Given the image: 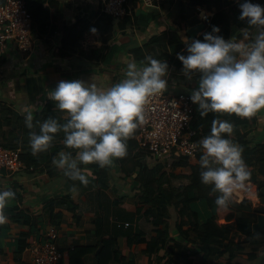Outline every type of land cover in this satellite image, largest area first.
Here are the masks:
<instances>
[{
	"label": "trees",
	"instance_id": "1",
	"mask_svg": "<svg viewBox=\"0 0 264 264\" xmlns=\"http://www.w3.org/2000/svg\"><path fill=\"white\" fill-rule=\"evenodd\" d=\"M3 1L0 0V2ZM221 1L223 0H185L172 19L175 29H165L153 35L143 47H133L132 53L137 59H143L145 62H147L145 57L148 55L166 60L169 70L172 66L183 67L177 53L184 52L186 54L187 44L182 38V32L188 36L189 41L193 39L186 32V28L188 19L195 14L194 8ZM42 2L44 0H27L35 27L36 25L42 26L40 23L44 18L43 12L49 14L48 10L40 6ZM254 2L264 5V0H254ZM226 3L225 8L215 11L213 16L206 20V28L195 38L203 39V33L211 31L213 25L219 26L220 32L218 34L223 35L225 39L230 38L233 25H237L250 33L259 28L248 25L246 19L239 18L240 0H226ZM138 6L139 0H129V16L120 19L117 28H125L127 20L133 21L135 19L136 15L133 11ZM58 8L59 5L57 4L52 10V16L57 21L53 26L55 30L61 26ZM93 27L96 29L95 32L102 35L104 44L95 49L81 50V52L88 59L102 62L109 54L110 40L116 29L112 15L100 12L95 20L79 19L67 34V38H73L75 45L83 32L92 31ZM54 104L55 101L48 99L41 109L33 114V129L26 127L24 114L10 105L0 104V144L11 148H20L21 156L27 166L34 167L33 170L28 171L36 172L50 168L48 174L53 175V172L56 171L53 157L58 152L61 150L72 151L75 154V149H69L64 145L62 131L55 134L47 151L36 155L31 151L29 133L33 130L39 131V125L36 124V121L53 117L64 122L68 118L62 110L55 108ZM214 116L233 123L231 139L242 147L243 158L251 172L247 182L256 184L259 189L263 188L264 141L253 140L249 137V133L255 130L259 123L257 114L251 117H242L234 113H209L207 116L201 117L197 104H195L191 125L196 131L194 138L198 142L202 137L209 134ZM137 134L138 127L127 140V155L116 159L119 164L120 177L123 179L132 178L137 184L135 211L153 225L154 233L147 234L140 228L136 230L129 228L127 230L129 244H143L142 254L156 264L162 262V264H205V261L212 255H219L221 258L230 260L239 254H247L249 259H254L256 254L251 251L256 250L259 245L264 243V235L255 234L249 228L253 214L251 212L252 201L245 198L238 202L232 198L227 207H218L215 204V199L219 193L213 191L211 185L201 181L199 159L202 150H199L194 161L188 156L172 153L159 162L150 164L148 152L139 148ZM80 167L90 169L97 178L99 185L109 186L113 171L111 166L101 168L96 163H89L81 164ZM179 168H186L188 172L179 175L176 172V169ZM66 178L76 185V180H72L68 176ZM177 178L181 180L179 184L175 183ZM171 207L175 211L174 220ZM44 209L54 213L53 224L58 226L64 215L63 210L72 211L76 215L78 204L70 195H62L47 201ZM4 211V213H8L10 222L21 225L36 223V217L21 210L18 205L6 206ZM220 219H225L227 223H220ZM233 219L235 220L231 221ZM9 224V222L0 224V232L9 227ZM94 224V234L98 240L97 245L73 246L68 249L67 258L63 256L60 264H66V261L67 264H88L86 257L89 255L95 257L96 262L94 264H136L133 255L123 254L115 236L105 228L102 215L94 220ZM248 245L252 248L248 249ZM260 264H264V258Z\"/></svg>",
	"mask_w": 264,
	"mask_h": 264
},
{
	"label": "crops",
	"instance_id": "2",
	"mask_svg": "<svg viewBox=\"0 0 264 264\" xmlns=\"http://www.w3.org/2000/svg\"><path fill=\"white\" fill-rule=\"evenodd\" d=\"M184 1L163 0L158 4L149 5L139 0V7L134 8L133 11L136 15L135 19L127 20L125 28H117L119 21L115 20L116 29L110 40L109 54L104 61L98 62L95 59L84 57L81 50L102 46L104 43L100 33L85 31L75 45L73 38H67V34L79 19L95 20L101 12L102 0H44L40 6L48 10L49 14L43 12L44 18L41 23L38 22L42 26L36 25L35 27L33 22L36 38L34 49L30 52H23L16 46H8L3 55L0 75V104L10 105L24 115L27 111L34 114L49 99L48 94L60 80H94L102 88L118 82L123 78L129 62L134 61L138 66L146 63L143 59H137L131 49L143 47L153 35L162 30L175 29L172 23V14L180 8ZM57 4L59 5L58 13L61 18V26L55 30L53 26L57 21L52 16V10ZM226 6V0H223L216 4L205 5L204 8L215 12ZM195 14L188 19L187 28L204 21ZM259 30L258 28L250 33L233 25L230 37L247 43L254 38ZM86 34L93 35L96 40L89 47L83 44ZM182 38L187 44L189 38L184 32H182ZM64 52L67 54L64 55ZM199 75L198 72H194L189 78L185 75L183 67L172 66L166 77L168 87L165 91H185L191 94L192 89L198 87ZM256 114L259 123L257 128L249 133V137L253 140L264 141V109ZM111 167L113 171L107 187L99 185L97 178L88 168H81L89 176L88 185H84L78 180L74 185L67 180L63 169L57 166L53 175L48 174L50 168L36 172L3 170L0 174V188H11L16 193L7 206L18 205L21 210L35 216L36 223L21 225L10 222L8 213H5L6 222L10 224L0 232V264H33L29 247L42 241L47 228L54 225V213L46 211L44 206L51 198L62 195H70L78 204L76 215L72 211L63 210L64 215L60 225H54L58 229V245L65 258H67L68 249L75 245H97L94 220L102 215L105 228L115 236L123 254L133 255L136 264H156L142 254L143 244H129L127 230L132 228L131 222L123 219L120 215L107 218L106 201L110 200L113 206L124 203L132 209L134 217L140 222L139 225H134V230L140 228L147 234L154 233L153 225L143 217L140 219L141 215L135 211L137 184L132 178L123 179L120 177L116 158ZM252 184L256 186V192L250 195L253 197L251 202L253 214L249 228L255 234L264 235V187L259 189L256 184ZM120 193L122 195H119ZM234 197L233 199L236 201H242V195H234ZM122 222H124L123 226ZM219 222L227 223L225 219H220ZM242 233L240 234L244 236ZM247 248L250 249L252 246L248 245ZM253 250L251 252L256 254L254 259H249L247 254H239L230 260L221 258L219 255H212L205 261V264H260L264 258V243ZM86 261L88 264H94L96 259L93 255H89L86 257Z\"/></svg>",
	"mask_w": 264,
	"mask_h": 264
},
{
	"label": "clouds",
	"instance_id": "3",
	"mask_svg": "<svg viewBox=\"0 0 264 264\" xmlns=\"http://www.w3.org/2000/svg\"><path fill=\"white\" fill-rule=\"evenodd\" d=\"M239 8L240 19L260 28L250 42L225 39L218 34L219 26L213 25L203 33V39L187 41L186 54L177 53L186 76L200 74L190 99L201 117L209 113L251 117L264 109V5L240 0ZM91 30L96 31L94 27ZM145 60L142 66L129 62L123 78L106 88L94 80H60L48 96L68 118L64 122L53 117L36 121L39 131L29 133L32 153L47 151L55 134L62 131L64 145L76 151L61 150L53 164L84 185L90 180L81 164L96 163L103 168L126 156L128 138L145 122L146 103L168 87V62L151 55ZM24 120L26 127L34 128L31 111ZM232 132L231 121L214 116L209 134L198 142L201 181L219 193L215 199L218 207H227L251 176L242 147L231 139ZM15 196L11 188H0V224L6 222L4 209Z\"/></svg>",
	"mask_w": 264,
	"mask_h": 264
},
{
	"label": "built area",
	"instance_id": "4",
	"mask_svg": "<svg viewBox=\"0 0 264 264\" xmlns=\"http://www.w3.org/2000/svg\"><path fill=\"white\" fill-rule=\"evenodd\" d=\"M161 1L163 0H142L149 5ZM102 3L101 12L112 15L116 21L129 14V0H102ZM194 11L204 21L214 14L204 6H197ZM95 42L93 35L86 34L83 38L86 47ZM35 43L33 16L27 0L0 2V75L1 61L8 46H16L23 52H30ZM194 110L195 103L191 101L190 93L185 91H164L149 99L145 105V122L138 126L137 141L139 148L148 152L150 164H155L172 153L188 156L191 160L196 158L202 149L194 138L196 131L191 125ZM33 168L27 166L20 148L0 144V174L3 170L14 172ZM253 186L251 182H246V186L234 195H242L241 200L248 198L253 201V197L249 195ZM234 195L232 198H235ZM29 250L33 264H60L64 253L58 245L57 227L49 226L43 240L32 244Z\"/></svg>",
	"mask_w": 264,
	"mask_h": 264
},
{
	"label": "rangeland",
	"instance_id": "5",
	"mask_svg": "<svg viewBox=\"0 0 264 264\" xmlns=\"http://www.w3.org/2000/svg\"><path fill=\"white\" fill-rule=\"evenodd\" d=\"M176 13H177V11H174V13L172 14V19L176 15ZM176 172L179 175L186 174L188 172V169H186V168H179V169H176ZM180 182H181V180L179 178H177V180L175 181L176 184H179ZM119 195H122V194L120 193ZM119 198H121V197L119 196ZM105 205H106V215H107V218L108 219H109V217H114V215H117V216L120 215L123 219H127L129 222L132 223V228L133 229H134V225L135 224H138V225L140 224V222L137 221V218L134 217V212L132 211V209H130V207L128 205H124V203H121L120 205H114L113 206L111 204V201L110 200H109V202L106 201L105 202ZM170 210H171V212L173 214V220H174L175 219V211H174V208L171 207ZM118 212H119V214H118ZM139 218L141 219L142 216H139ZM123 223L124 222H122V226H123ZM108 225L110 227V222L108 223Z\"/></svg>",
	"mask_w": 264,
	"mask_h": 264
},
{
	"label": "water",
	"instance_id": "6",
	"mask_svg": "<svg viewBox=\"0 0 264 264\" xmlns=\"http://www.w3.org/2000/svg\"><path fill=\"white\" fill-rule=\"evenodd\" d=\"M206 28V22L202 21L186 29L190 37L195 38Z\"/></svg>",
	"mask_w": 264,
	"mask_h": 264
},
{
	"label": "bare ground",
	"instance_id": "7",
	"mask_svg": "<svg viewBox=\"0 0 264 264\" xmlns=\"http://www.w3.org/2000/svg\"><path fill=\"white\" fill-rule=\"evenodd\" d=\"M255 188H256V186L254 185V186L251 188V192H250L249 195H252L253 193H255Z\"/></svg>",
	"mask_w": 264,
	"mask_h": 264
}]
</instances>
